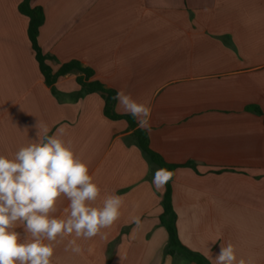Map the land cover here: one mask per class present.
Masks as SVG:
<instances>
[{
	"label": "crops",
	"instance_id": "crops-1",
	"mask_svg": "<svg viewBox=\"0 0 264 264\" xmlns=\"http://www.w3.org/2000/svg\"><path fill=\"white\" fill-rule=\"evenodd\" d=\"M21 2L0 0V155L11 157L35 138L37 123L49 135L63 128L101 199L112 192L124 198L112 226L77 241L81 254L65 251L72 237L58 241L52 264H175L160 221L166 185L152 184L141 149L128 142L134 130L105 116L101 94L73 101L76 74L52 92ZM31 4L45 12L39 44L55 72L77 60L107 88L131 93L151 108L150 148L168 164L196 165L178 168L171 183L182 244L213 264L209 249L215 258L230 241L238 258L264 264V0ZM66 207L61 200L57 215Z\"/></svg>",
	"mask_w": 264,
	"mask_h": 264
},
{
	"label": "clouds",
	"instance_id": "clouds-1",
	"mask_svg": "<svg viewBox=\"0 0 264 264\" xmlns=\"http://www.w3.org/2000/svg\"><path fill=\"white\" fill-rule=\"evenodd\" d=\"M113 99L139 128L151 132L150 106L124 89ZM34 128L35 138L28 144L11 157L0 155V264H52L57 242L67 237L72 238L65 251L81 254L77 241L90 240L112 226L124 205V198L114 192L101 199V187L72 142L63 139V128L53 135L38 123ZM173 176L172 171L159 168L152 184L160 190ZM61 200L67 201V207L63 215H57ZM134 222L139 225V218ZM209 258L213 264H252L237 257L230 241L221 244L215 258L209 249Z\"/></svg>",
	"mask_w": 264,
	"mask_h": 264
},
{
	"label": "trees",
	"instance_id": "trees-1",
	"mask_svg": "<svg viewBox=\"0 0 264 264\" xmlns=\"http://www.w3.org/2000/svg\"><path fill=\"white\" fill-rule=\"evenodd\" d=\"M20 11L29 18L28 33L32 49L35 53L45 81L47 85L51 87L52 92L55 95H58L55 88L58 80L66 75L76 74L77 83L79 84L80 89L76 93L72 94V100L78 101L93 93L101 94L105 102V116L111 120H126L129 123V128L134 130V133L130 136L128 142H133L141 149L150 166V173L154 174V172L159 168L168 169L173 173H175V171L180 167H191L196 169V165L192 162L185 165L168 164L161 156L155 153L150 148L148 132L141 128L136 129L137 124L131 115H121L117 113V101L113 99L117 91L109 89L101 81L93 79L96 73L92 68L84 67L81 62L74 60L62 64L55 72L49 64V62L53 61L54 58L51 55L44 53L39 44L40 30L45 22V12L43 8L39 6H32L31 0H22L20 4ZM247 110L261 113L257 108H247ZM173 178L166 184V192L162 200V207L164 211L160 217L161 225L166 228L169 235V241L165 248V253L174 258L175 264H178L179 260H185L187 263L209 264L208 260L204 256L184 246L179 238L177 215L172 201L171 183Z\"/></svg>",
	"mask_w": 264,
	"mask_h": 264
}]
</instances>
